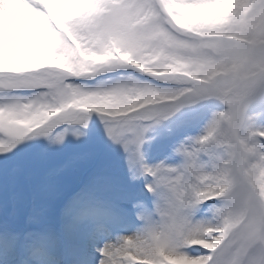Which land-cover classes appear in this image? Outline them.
I'll return each instance as SVG.
<instances>
[{
  "label": "snow or ice",
  "instance_id": "snow-or-ice-1",
  "mask_svg": "<svg viewBox=\"0 0 264 264\" xmlns=\"http://www.w3.org/2000/svg\"><path fill=\"white\" fill-rule=\"evenodd\" d=\"M0 264H264V0H0Z\"/></svg>",
  "mask_w": 264,
  "mask_h": 264
}]
</instances>
